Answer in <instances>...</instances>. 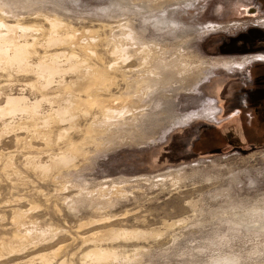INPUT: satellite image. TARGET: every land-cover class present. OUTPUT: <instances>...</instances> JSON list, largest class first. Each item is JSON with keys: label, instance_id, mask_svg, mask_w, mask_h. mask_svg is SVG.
Listing matches in <instances>:
<instances>
[{"label": "rangeland", "instance_id": "374dc122", "mask_svg": "<svg viewBox=\"0 0 264 264\" xmlns=\"http://www.w3.org/2000/svg\"><path fill=\"white\" fill-rule=\"evenodd\" d=\"M249 27L264 0H0V264H264V138L172 145L196 121L242 136L258 62L202 40Z\"/></svg>", "mask_w": 264, "mask_h": 264}, {"label": "crops", "instance_id": "0c3cea01", "mask_svg": "<svg viewBox=\"0 0 264 264\" xmlns=\"http://www.w3.org/2000/svg\"><path fill=\"white\" fill-rule=\"evenodd\" d=\"M202 48L207 52L219 55L239 56L233 59L243 58L241 59V62L237 61L239 63L243 62V65L241 67L234 66V68L236 67L237 69L248 66L253 62H258L256 63L258 65L259 63H264V61H259L256 59L248 60L244 58V56L260 53L264 54V30L256 27H249L235 34L218 33L212 31L210 33H207L205 38L202 40ZM247 105L249 107L248 102ZM249 108L251 109L249 110L251 111V114L249 113L251 119L249 118L248 122H246L245 120L244 123L247 124V127L249 129H251L253 125L257 126L255 134L257 135V137L263 138L259 134L260 129L258 126H262V124H264V121L260 120L259 123H257V121L253 122V117L256 115V111H254V106H250ZM216 113H219V111L215 110L213 112L215 116ZM262 113H264V109H262ZM235 120L236 119L234 118L232 119V123L234 124L235 122L234 130L238 126V123ZM226 122L229 123L228 120H226ZM219 128L223 130L222 134L217 133L216 129ZM223 128V125H213L204 121H196L186 127L184 131L180 130V132H176L172 140V145L174 147V150H176L178 158H182L183 156L187 157L192 155H205L208 153H215L217 151L222 152L228 147L230 148L232 144H234V138L239 139L246 136L244 130H239L238 132H242V136L237 135V137H235L236 135H234V137H228L226 133L228 131ZM253 130L255 132V128ZM221 139L222 142H220ZM178 145H180V149Z\"/></svg>", "mask_w": 264, "mask_h": 264}, {"label": "bare ground", "instance_id": "6f19581e", "mask_svg": "<svg viewBox=\"0 0 264 264\" xmlns=\"http://www.w3.org/2000/svg\"><path fill=\"white\" fill-rule=\"evenodd\" d=\"M161 19V18H160ZM163 22H164V20L162 19V21L160 22V20H159V22H157V23H161L162 25H163ZM209 25V24H208ZM154 26V25H153ZM156 26V25H155ZM210 27H211V25H209ZM212 26H213V24H212ZM207 25H205L204 26V29H207ZM215 27H217V26H215ZM214 27V28H215ZM125 28V27H124ZM214 28H212V29H214ZM209 29V28H208ZM129 29L127 28V29H125V31H127L128 33H130L129 31H128ZM127 33V34H128ZM131 33H132V30H131ZM14 38V37H13ZM13 38H11V37H9L8 38V41H11ZM14 43V42H13ZM9 44H11V43H9ZM27 44H22V45H16L15 46V51H14V56L13 57H11L10 58V60H18L17 58H19L20 60H22V59H24V58H20L19 56V54H21V52H23V48H24V46H26ZM2 48V47H1ZM7 49V48H6ZM5 49V50H6ZM122 49V48H121ZM118 50V49H117ZM120 51V50H119ZM117 52V51H116ZM119 53V52H118ZM121 53V52H120ZM22 55V54H21ZM121 55V57L124 55L123 54V52L120 54ZM12 56V55H11ZM7 57V56H6ZM253 57L256 59V60H261V61H264V54H256V55H253ZM124 58V57H123ZM9 60V61H10ZM143 60V59H142ZM24 61V60H23ZM225 62V61H224ZM241 62V61H240ZM234 63V62H233ZM19 64V63H18ZM42 64V63H41ZM243 65V62L240 64V65H237V64H233L232 66H238V67H240V66H242ZM21 66V65H20ZM218 66V65H217ZM221 66V65H220ZM222 66L223 67H226V68H228V67H230V64L227 62V63H223L222 64ZM41 67H43V69H47L44 65L43 66H41ZM94 69V72H92V73H94V77H93V80H92V76L90 77L91 78V82L86 86V88L85 89H90L91 90V88L92 87H96V86H99V85H101V86H103V85H105L106 84V81H107V79L105 78V76H102V73L103 72H100V70L98 69V68H93ZM93 71V70H92ZM110 83V82H109ZM111 84V83H110ZM86 91V90H85ZM92 91V90H91ZM87 93V92H86ZM88 96V95H87ZM116 97H118V99L116 98ZM128 97H130V96H128ZM127 96L126 97H124V96H121V95H119V96H110L109 98H107V99H105V98H102V99H96V98H90V97H87L86 99H84L83 101H85L86 103H89V104H93V103H96L97 105H99V107L100 106H102V107H105V106H114L115 108H118L117 110H119V111H121V112H124L123 110L124 109H126V107H127V104H128V102H129V98H128ZM117 99V100H119L118 102H112V101H114V99ZM120 98V99H119ZM133 100V99H132ZM17 100L16 99H10V100H8V102H10V103H15ZM115 103H117V105L115 104ZM130 106V105H129ZM11 108V107H10ZM9 113H12L13 111L10 109L9 111H8ZM105 112V111H104ZM208 112V111H207ZM105 114V113H104ZM110 114V113H109ZM207 114V113H206ZM217 114V113H216ZM197 115L194 113V114H190V115H183L182 117H181V119H182V122H184L185 120H190L191 118H194V117H196ZM212 118H213V116H211ZM75 150H77V151H81V149H79V147H77V146H75V148H74ZM96 254V256H97V259H99L100 260V258L101 257H103L104 259H106V257H105V255H107V254H105V253H101V252H97V253H95ZM94 254V255H95ZM95 256V257H96ZM102 259V258H101Z\"/></svg>", "mask_w": 264, "mask_h": 264}, {"label": "flooded vegetation", "instance_id": "af4514ba", "mask_svg": "<svg viewBox=\"0 0 264 264\" xmlns=\"http://www.w3.org/2000/svg\"><path fill=\"white\" fill-rule=\"evenodd\" d=\"M251 75L253 81L250 86L245 89V99L246 105L247 102H251V105L254 106V111H256L253 122L257 121V123H259L260 120L264 121V113H262V109H264V63L254 65ZM258 127L260 129V136L264 138V127L261 125Z\"/></svg>", "mask_w": 264, "mask_h": 264}, {"label": "trees", "instance_id": "16d2710c", "mask_svg": "<svg viewBox=\"0 0 264 264\" xmlns=\"http://www.w3.org/2000/svg\"><path fill=\"white\" fill-rule=\"evenodd\" d=\"M249 104V107L252 106L251 102H248ZM227 125V122L225 123V121L223 122V127H225ZM238 128L245 132V135L243 138H239V139H234L233 142L235 143V145L239 146L240 148L243 147L244 145L243 144H246L248 145L249 143H252V138L251 136H253L255 133H256V130H257V126L254 125V127H252L251 129H249L247 127V124H245L244 122L240 123V124H237ZM262 126L264 127V124H262ZM255 128V132H254V129ZM217 130V133L219 134H222L223 130L222 129H216ZM224 138V137H223ZM226 140V139H225ZM256 140H254V143H255ZM220 142H222V139L220 140ZM242 149V148H241ZM221 151H217L215 153H220Z\"/></svg>", "mask_w": 264, "mask_h": 264}]
</instances>
